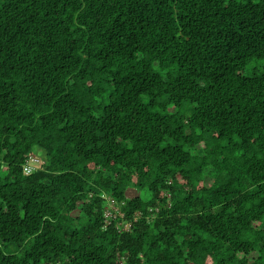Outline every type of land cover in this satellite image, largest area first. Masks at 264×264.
Instances as JSON below:
<instances>
[{
	"label": "trees",
	"instance_id": "obj_1",
	"mask_svg": "<svg viewBox=\"0 0 264 264\" xmlns=\"http://www.w3.org/2000/svg\"><path fill=\"white\" fill-rule=\"evenodd\" d=\"M263 225L264 0H0V264H264Z\"/></svg>",
	"mask_w": 264,
	"mask_h": 264
},
{
	"label": "built area",
	"instance_id": "obj_2",
	"mask_svg": "<svg viewBox=\"0 0 264 264\" xmlns=\"http://www.w3.org/2000/svg\"><path fill=\"white\" fill-rule=\"evenodd\" d=\"M39 163L38 159L34 158V157H30L28 159V161L26 162V165H25V173L28 175L32 172V170L35 168V166ZM115 211L117 213L116 216L119 215V213L117 212V210L115 209L113 203H108V209H107V213H106V216H105V221L106 223L108 224L109 222V218L112 217V214L110 211ZM109 212V213H108ZM122 228H126V226L123 224L122 225Z\"/></svg>",
	"mask_w": 264,
	"mask_h": 264
},
{
	"label": "clouds",
	"instance_id": "obj_3",
	"mask_svg": "<svg viewBox=\"0 0 264 264\" xmlns=\"http://www.w3.org/2000/svg\"><path fill=\"white\" fill-rule=\"evenodd\" d=\"M34 158L38 159L39 163L35 166V168L32 170V172H31L30 174H32L34 171H36V170L39 168V165H40V163H41V161H40L39 158H37V157H34ZM25 165H26V164H25ZM25 165H24V168H25ZM25 174H26V173H25ZM30 174H28V175H30ZM26 175H27V174H26Z\"/></svg>",
	"mask_w": 264,
	"mask_h": 264
},
{
	"label": "rangeland",
	"instance_id": "obj_4",
	"mask_svg": "<svg viewBox=\"0 0 264 264\" xmlns=\"http://www.w3.org/2000/svg\"><path fill=\"white\" fill-rule=\"evenodd\" d=\"M116 215H117V213H116ZM264 226V225H263Z\"/></svg>",
	"mask_w": 264,
	"mask_h": 264
}]
</instances>
